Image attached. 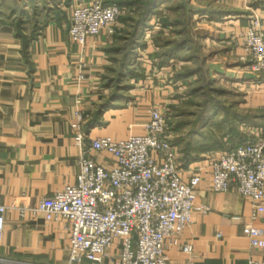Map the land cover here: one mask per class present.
I'll return each mask as SVG.
<instances>
[{"label":"crops","instance_id":"0c3cea01","mask_svg":"<svg viewBox=\"0 0 264 264\" xmlns=\"http://www.w3.org/2000/svg\"><path fill=\"white\" fill-rule=\"evenodd\" d=\"M240 1L233 10L217 15L197 10V25L204 31L199 59L207 49L212 51L214 60L203 59L209 73L225 75L243 100L232 123H225L220 142L201 146L198 156L179 162L183 167L203 165L206 152L220 153L243 143L249 130L264 124V78L245 67L236 47L253 14L264 22V6L244 12L249 0ZM71 2L0 0V205L6 208L0 264H68L65 221L46 225L33 209L44 197L76 183L82 150L91 140L142 135L149 109L164 110L174 101V88L196 79L181 76L195 59L191 48H174L183 37L172 16L169 20L163 16L173 9L165 12L163 7L177 2L187 7L189 0L159 1L148 21L150 38L146 40L144 31L127 51V69L115 61L119 54L112 51L123 43L116 36L124 28L121 19L113 37L76 44L68 36ZM115 67L124 76L129 100L102 109L113 93L115 83L107 77H113ZM78 113L88 118L80 121ZM79 134L84 137L82 146L77 144ZM174 143L180 144L177 138ZM182 145L191 150L188 140ZM87 156L105 160L99 153ZM208 180L206 175L197 192L192 223L166 247L168 264H264V247L252 246L244 233L250 225L252 235L264 240V213L253 220L250 201L235 190L216 193ZM202 208L209 211L203 213ZM183 244H190L192 251H183Z\"/></svg>","mask_w":264,"mask_h":264},{"label":"built area","instance_id":"2783aa9c","mask_svg":"<svg viewBox=\"0 0 264 264\" xmlns=\"http://www.w3.org/2000/svg\"><path fill=\"white\" fill-rule=\"evenodd\" d=\"M121 1L72 0L69 39L85 45L89 39L113 37L126 13ZM150 32L145 29L146 40ZM236 45L245 67L264 78V22L258 15H252ZM148 114L142 135L91 140L82 150L76 183L44 197L33 209L43 215L46 225L65 221L68 264H168L166 247L192 223L206 175L214 192L235 190L250 201L253 220L264 213V124L249 130L243 143L206 157L203 165L183 167L169 116L156 107ZM77 115L80 121L88 118ZM83 139L82 134L77 136L78 146ZM91 153L102 154L105 160L87 156ZM5 212L0 205V241ZM244 233L252 246L264 247L250 225ZM182 250L190 253L192 247L183 244Z\"/></svg>","mask_w":264,"mask_h":264},{"label":"rangeland","instance_id":"374dc122","mask_svg":"<svg viewBox=\"0 0 264 264\" xmlns=\"http://www.w3.org/2000/svg\"><path fill=\"white\" fill-rule=\"evenodd\" d=\"M240 2V0H189L187 7L186 4L185 7H181L182 5L177 4L178 2L168 7H163L165 12L169 10V7L173 8L171 14L164 13L166 14L163 15L164 18L169 20L172 16L175 30L182 32L180 35L183 39H189L186 47L192 49L191 55L195 59L193 60V65H191V70H200V68L203 70L202 73L198 72L200 74L196 75V79H191V83H184V87L174 88L173 94H175V97L173 103L167 104L163 108L165 114L169 116L171 127L178 143L181 144L186 139L191 144V150L187 149V145L185 147L182 145V148H180V144H178L181 154L180 162L198 156V150L204 144L211 146L214 142H220L219 138L223 136L222 133L227 128L225 123H232V116L237 115V110L243 100L240 89H237L232 82L227 80L225 75L215 76V73H209V66L203 59L204 57L206 59L210 58V60L213 59L214 53L212 51L207 49V55L202 53L203 59H199L198 56L203 52L204 31L200 30L197 25L199 10H207L217 15L219 11L233 10L234 6ZM167 4H170L169 1ZM261 6H264V0H249L247 4L248 11L246 9L242 10L240 7L237 10L252 13V11H256ZM128 15L138 16L135 13ZM183 39H179V41ZM122 59L123 55H119L117 59L118 63H120L119 65L123 62ZM115 69L116 72L113 74V82L115 84L111 85L113 93L109 97L114 96L117 98L114 103L116 105H126L129 100L126 92L127 86L125 81H119V68L115 67ZM206 153L209 156H214L219 151Z\"/></svg>","mask_w":264,"mask_h":264},{"label":"trees","instance_id":"16d2710c","mask_svg":"<svg viewBox=\"0 0 264 264\" xmlns=\"http://www.w3.org/2000/svg\"><path fill=\"white\" fill-rule=\"evenodd\" d=\"M160 0H122L119 5L123 7L126 10V13L120 18L124 28L123 30L118 33L116 36L119 38V42L123 41L122 44L117 45L115 48H113L112 51L118 53L119 55H123V62H121V68L123 67L127 69L128 66V50H131L133 46L136 44L137 39L140 37L141 34L145 31V28L148 26V21L151 19L153 12L157 8ZM135 13L138 15L137 17L129 16L128 14ZM17 25H20L19 23ZM182 32H179L181 34ZM189 40V39H188ZM188 40L183 39L182 41H178L174 44V48L179 49L181 47L186 46V44L189 42ZM128 51V52H127ZM118 58H115V61L118 62ZM203 72V70L200 68V70H191L187 69L185 72L181 73L182 77H190L193 75H198ZM112 72H114V69H112ZM120 75V74H119ZM124 76H119V81L122 80ZM109 81H113L114 77L111 75L107 77ZM116 97H111L104 106H102V109H106L109 106H112L116 102Z\"/></svg>","mask_w":264,"mask_h":264}]
</instances>
